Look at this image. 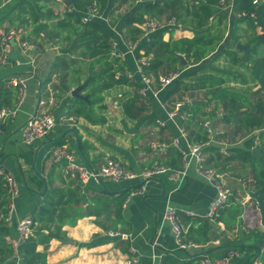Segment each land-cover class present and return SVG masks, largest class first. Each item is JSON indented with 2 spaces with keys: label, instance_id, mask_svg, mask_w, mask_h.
I'll return each instance as SVG.
<instances>
[{
  "label": "crops",
  "instance_id": "obj_1",
  "mask_svg": "<svg viewBox=\"0 0 264 264\" xmlns=\"http://www.w3.org/2000/svg\"><path fill=\"white\" fill-rule=\"evenodd\" d=\"M144 1L151 2L128 0L121 3L119 0H109L107 11L94 18L109 32L114 55L125 63L122 73L128 76L130 84L114 87L102 95V100L89 115L93 123L85 115L74 113L79 107L70 101L73 99L71 92L65 94L55 89L59 79L57 75H52V71L61 55L58 49L62 47L55 48L49 42L35 38L31 35L32 27L28 29L22 24L20 7L31 4V0H0V29L22 27L28 39L43 47L34 64L19 48H14L11 65L0 68L2 85H6L11 78L22 77L29 87L17 116L13 120L0 122V170L12 174L19 185L15 215L11 222L6 221L11 229V236L6 238V242L11 244L17 239L18 221L30 216L36 223L33 236L38 242L36 251L46 252L47 264H125L130 258H137L144 264H161L169 254L181 260L196 255L219 260L231 250H237L239 256L229 264H264V248L260 253L254 248V233H263L264 227L258 203L251 197L257 191L246 185L245 176H250L248 167L232 163L223 174L219 173L231 196L227 206L215 219H209L208 214L217 197V188L199 174L195 160H191L183 171L181 159L178 164L181 170L173 169V173L167 172L147 180L140 177L144 171L157 165L172 166L175 163L172 152L176 151L182 158L191 144L187 133H181L190 117L186 121L168 117V112L180 101L178 97L168 102L165 100L170 86L160 90V78L174 72L181 73L185 78L197 68L204 67L206 69L202 74L223 78L227 81L225 87L251 99V93L258 86L251 81L247 68L235 66L231 57L235 55L246 63L245 52L237 45L248 46L251 51L249 44L252 38L263 32L254 21L235 11L221 9L218 5L204 27L197 26L190 15L185 18V24L179 25L169 24L165 17L153 18L166 23L162 29L166 31L165 42L191 40L196 34H204L214 45L207 58L197 65L187 63L185 54H175L182 64H166L159 78L150 75L148 78L151 82L146 84L138 61L141 57L152 60V55L147 56L142 47L161 30L147 34L139 28L141 24L135 25L139 36L137 41H133L129 34L131 29H122L125 20ZM180 1L187 11L196 6L194 0ZM66 8L69 7L64 5V12ZM73 44L76 45L75 42ZM218 54L219 60L211 62ZM259 54L264 56V47ZM90 63L82 66V74L88 76L86 68ZM236 72L246 75L249 84L245 85L242 79L232 77L231 73ZM137 84L145 92L144 99L138 100V105L145 111L138 120H130L125 115L124 105L138 94ZM204 94L205 91L194 92L188 104L182 102L185 112L188 113L186 108L193 101L205 102V105ZM39 97L49 101L55 128L27 147L23 143L22 129L36 113ZM213 107L214 104L200 111L201 121L210 122V142L205 147L220 149L225 154L231 148H244L245 141L250 138H256L258 146L261 144L258 131L237 142L221 139V135L231 132L233 128L223 124L220 115L211 118L204 116L209 115ZM176 140L179 142L178 148L172 146ZM155 141L169 145L163 154L152 150L151 144ZM57 146L73 152L78 165L98 170L113 159L122 162L138 177L114 182L94 178L82 181L78 177L66 176L64 168L67 161H55L51 155L52 148ZM227 175L230 177L227 178ZM4 187L1 197L2 201L8 203L6 184ZM142 187L145 188L144 195L137 194ZM169 206L178 211L187 238L197 243L199 250L190 253L179 251L174 235L164 221ZM50 233L57 237L45 247L42 241ZM3 262L20 264L19 254L14 252Z\"/></svg>",
  "mask_w": 264,
  "mask_h": 264
},
{
  "label": "trees",
  "instance_id": "obj_2",
  "mask_svg": "<svg viewBox=\"0 0 264 264\" xmlns=\"http://www.w3.org/2000/svg\"><path fill=\"white\" fill-rule=\"evenodd\" d=\"M54 1L65 2L66 0ZM119 1L126 3L128 0ZM194 2L196 6H193L191 11H187L180 0L144 1L125 20L122 29H131L129 34L133 41H137L139 32L135 25L142 24L147 17L158 19L165 17L168 20L175 18L176 24L179 25L185 24V18L190 15L196 20L197 26L204 27L219 0H194ZM108 5L109 0H73L72 6L66 8L61 17L55 16L52 10L42 14L41 11H36V8L28 3L20 7L22 24L25 27H32L31 35L35 38H41L43 42H49L55 48H70L74 42L76 43L72 48L71 55L61 54L56 60L52 71V75H57L59 79L55 86L56 90L60 89L62 93L67 94L82 81L87 80L88 76L82 74L81 68L87 62H91L89 68L91 80L85 89L90 102L75 98L70 100L74 103L73 105L79 107L74 113L78 116L85 115L91 122L93 121L89 115H91L93 107L100 103L102 95L106 91L117 86L130 84L128 76L122 73L125 63L116 54L114 55L115 49L109 32L99 20L84 21L83 18V15L88 13L91 8L97 9L98 16L103 15L107 11ZM234 11L244 15L250 21H254L263 32V34L252 38L249 44L251 51L246 63L235 55V57H231V62L235 66L247 68L251 81L258 86V89L251 93V99L235 92L232 88L225 87L227 81L223 78L213 74H202L206 68L199 67L187 74L185 78L181 75L170 86L165 100L168 102L176 97L179 99L186 93L189 94L190 98H193L194 92L205 91V105L189 104L186 108L190 118L185 123L184 130L191 144L206 145L210 142V134L200 125L202 123L200 111L212 104H214L212 111L209 115L204 114V116L211 118L220 115L221 122L233 128L231 132L221 135V139L237 142L246 139L248 135L256 131L260 132L261 144L259 146L256 144V138H250L245 141L244 148H231L225 151L226 154H223L220 149L205 147L203 155L205 156V166L218 168L222 174L232 163L248 167L249 175L254 182V190L259 192L260 197L264 199V112L256 108V105L264 107V56L259 54V50L264 47V3L255 6L253 0H236ZM165 32V30H161L154 34L151 40L142 47L147 56L152 55V60L149 61L148 66L143 67V71L145 75H154L156 79L159 78V73L163 71L166 64L170 62L182 64L180 59L174 56L175 54H185L187 63L197 65L207 58L214 45V42L208 40L204 34H196L191 40L182 39L177 42L172 40L165 42ZM219 57L220 54L214 56L211 62L215 63ZM231 75L236 79H242L243 84H249L246 75L237 72L231 73ZM11 79L6 81V85H2V80H0V108L13 106L16 103L17 90L9 85ZM136 87L138 94L128 104L124 105L125 115L130 120H138L145 111L141 105H138V100L144 99L139 94L141 85L137 84ZM255 148L261 149V153L253 155L252 151ZM172 157L175 163L169 167L174 170H181L182 167L178 164L182 158L176 151L172 152ZM4 186V179L0 177V264H4V258L8 259L14 255L12 244L6 242V238L11 236V229L5 220L8 213V203L2 201L1 197V193L5 191ZM56 237L57 235L50 233L45 236L42 242L47 247L50 241ZM254 237L256 244L254 248L257 253H260L264 248V232H256ZM26 244L28 247L18 252L20 264H47L46 252L39 253L36 251L38 242L33 237ZM187 257L188 260H181L169 254L163 258L161 264H195L201 256Z\"/></svg>",
  "mask_w": 264,
  "mask_h": 264
},
{
  "label": "built area",
  "instance_id": "obj_3",
  "mask_svg": "<svg viewBox=\"0 0 264 264\" xmlns=\"http://www.w3.org/2000/svg\"><path fill=\"white\" fill-rule=\"evenodd\" d=\"M154 1V0H150ZM175 1V0H172ZM236 0H219L218 6L221 9L227 10L229 12L234 11V4ZM264 3V0H253V5L258 6ZM98 16L96 8H91L88 13L84 14V21L92 20ZM244 16V15H243ZM253 17V16H252ZM169 24L175 25L176 19L172 18L168 21ZM166 23L159 21L157 19L148 18L146 19L139 28L144 33H154L165 28ZM14 48H19L23 54H25L29 59L30 63H35V58L38 54L43 52V47L38 42H34L27 38V32L22 27H4L0 29V68H6L11 65L12 53ZM138 64L141 68V75L143 82L149 84L151 81L143 71V67L148 66V58L142 57L139 59ZM181 76V73H170L166 76L160 78L159 85L160 90L171 86L176 80ZM11 86L15 87L17 90V100L13 106H5L0 108V122H7L13 120L19 109L23 106L27 94H28V82L25 78L15 77L10 80ZM139 94L144 97L145 92L140 90ZM168 117L171 120L180 118L182 121H186L189 117L188 113L184 110V104L182 102H177L171 111L168 112ZM159 125H161L159 123ZM210 133V122L204 121L200 124ZM55 128V119L53 113L50 109V103L44 97H39L37 111L34 116L26 123L22 129V138L25 146H31L36 141L43 139ZM183 135H186L184 129L181 130ZM207 145V144H206ZM206 145L201 144H190L188 151L183 153V170L187 169L191 160H195L198 164L199 174L211 182L217 188V197L212 202L208 217L213 219L218 216L219 211L227 206L230 199V192L226 187V184L222 180V175L219 174L218 170L212 167L205 166V156L203 155V149ZM173 147L178 148L179 142L176 140ZM169 147L168 144L164 142L155 141L151 144L153 151L163 154V152ZM226 154V153H225ZM51 155L55 161H60L65 159L67 164L64 168V174L66 176L78 177L82 181H87L90 178L96 180L108 179L114 182L134 180L138 176L132 171L128 170L122 162L118 160L109 159L100 169L93 170L89 169L85 165H78L75 163L74 153L65 147L57 146L52 148ZM167 172H174L170 167H165L157 165L152 169L144 171L140 177L144 180L153 178L160 174ZM0 177L4 179L7 187V199H8V213L6 215V221L9 223L12 221L15 215V200L19 194V185L12 174L6 173L0 170ZM145 188L142 187L137 194L144 195ZM164 221L169 226L171 232L174 235L177 247L180 251L185 253H190L200 249V246L190 241L186 232L183 229L181 221L179 219L178 211L169 206L167 207L164 214ZM36 223L32 217L28 216L17 224L18 237L11 244L14 248V252L18 253L19 248L22 244L27 243V241L34 236V229ZM114 236L115 234H111ZM239 256L237 250L229 251L222 259L212 260L207 255H201L197 264H229L233 259ZM125 264H144L137 258H130ZM256 264H261L260 262Z\"/></svg>",
  "mask_w": 264,
  "mask_h": 264
},
{
  "label": "water",
  "instance_id": "obj_4",
  "mask_svg": "<svg viewBox=\"0 0 264 264\" xmlns=\"http://www.w3.org/2000/svg\"><path fill=\"white\" fill-rule=\"evenodd\" d=\"M72 2L73 0H66L65 1V5L67 7H71L72 6ZM75 44H73L70 48H59L58 52L59 54H70L72 52V48L74 47ZM237 47L245 52V57H244V61H247V58L249 56L250 53V48L248 46H244L241 44H238ZM91 80V76H89L87 78V80H85V82L79 84L74 90L71 91L70 95L72 98H76V99H80L83 100L85 102H90L89 100V96L84 94L85 89L87 88L89 82ZM205 102H200V101H193L192 104L193 105H198V104H204ZM257 110L264 112V107L260 106V105H256ZM253 155H258L261 153V149H253ZM251 197L257 201L258 203V209L261 213V217H262V225L264 227V199H262L259 195V192H255L253 194H251ZM6 199V197H4V200ZM28 245L22 244L19 248V250L25 249L27 248Z\"/></svg>",
  "mask_w": 264,
  "mask_h": 264
},
{
  "label": "rangeland",
  "instance_id": "obj_5",
  "mask_svg": "<svg viewBox=\"0 0 264 264\" xmlns=\"http://www.w3.org/2000/svg\"><path fill=\"white\" fill-rule=\"evenodd\" d=\"M31 4L33 5L34 8H36V11H41L42 14H45L47 11L49 10H53L54 12H57V17L62 16V14L64 13V2H59V1H54V0H31ZM31 27H29L28 29H30ZM89 68H86V74H88V77L91 76L89 74ZM86 91V90H85ZM103 98V97H102ZM189 99V94H184V96H182V98H179L180 102H183L185 105L188 104L190 101ZM215 168V167H212ZM216 169V168H215ZM218 172L221 173V171L217 168ZM230 176L227 175V178H229ZM226 179V176L224 177ZM246 180V185L247 187L253 188L254 189V182L252 180L251 176H245ZM250 180V182H249Z\"/></svg>",
  "mask_w": 264,
  "mask_h": 264
}]
</instances>
